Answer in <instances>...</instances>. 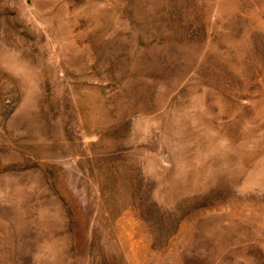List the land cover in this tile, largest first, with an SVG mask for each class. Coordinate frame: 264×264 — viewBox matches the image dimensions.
<instances>
[{"label": "rangeland", "instance_id": "rangeland-1", "mask_svg": "<svg viewBox=\"0 0 264 264\" xmlns=\"http://www.w3.org/2000/svg\"><path fill=\"white\" fill-rule=\"evenodd\" d=\"M0 264H264V0H0Z\"/></svg>", "mask_w": 264, "mask_h": 264}]
</instances>
